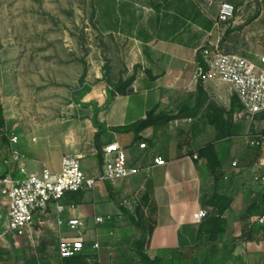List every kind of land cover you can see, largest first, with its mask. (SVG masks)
Returning a JSON list of instances; mask_svg holds the SVG:
<instances>
[{
    "label": "crops",
    "instance_id": "0c3cea01",
    "mask_svg": "<svg viewBox=\"0 0 264 264\" xmlns=\"http://www.w3.org/2000/svg\"><path fill=\"white\" fill-rule=\"evenodd\" d=\"M164 43L160 52L153 48L144 57L139 71L128 65V76L122 80L134 77L132 92L119 93L114 84L120 80L114 84L100 80L93 89L85 82L80 89L79 118L59 124L57 132L44 128L41 142L35 132L43 125L32 131L12 128L4 114L0 176L23 177L11 159L12 134L19 136L15 147L26 155L31 173L48 166L45 157L56 138L63 140L59 146L62 159L66 154H79L87 175L102 171L95 151L112 142L126 150L131 165L144 168L157 157L167 163L153 167L149 174L141 171L115 181L98 179L91 189L68 193L62 202L66 206L63 213L57 211L56 202L50 203L35 214L24 235L7 229L6 198L0 195V264L75 263L61 257L60 245L65 239L76 238L84 240V264H140L139 241L145 242V253L151 259L162 249L192 252L197 257L203 249L208 264L214 259L221 261L219 264H264L262 231L251 226L255 217L247 213L252 202L264 196V184L254 178L264 176V144H247L246 127L239 134L244 122L239 116V99L228 84L199 74L201 55L174 42ZM134 95L141 96L138 102ZM151 111L154 121L145 128L118 129L145 119ZM239 138L245 145L240 151L234 148ZM141 143L146 146L140 147ZM209 144L214 146L211 158L204 152ZM219 160L214 169L212 164ZM214 192L230 204L223 215L225 232L214 242L198 240L202 221L197 215L211 208L205 204ZM72 217L84 220V226L71 229L68 220ZM98 217L104 221L98 222ZM239 237L244 239L234 251L223 246ZM219 247L221 252L211 250Z\"/></svg>",
    "mask_w": 264,
    "mask_h": 264
},
{
    "label": "rangeland",
    "instance_id": "374dc122",
    "mask_svg": "<svg viewBox=\"0 0 264 264\" xmlns=\"http://www.w3.org/2000/svg\"><path fill=\"white\" fill-rule=\"evenodd\" d=\"M222 1L0 0L3 114L12 128L32 131L43 125L35 132L41 142L44 128L57 132L59 124L79 118L85 68L88 89L100 80L114 84L128 76V65L135 72L142 69L144 57L153 48L160 52L164 42L177 43L197 56L210 41L219 42L222 50L264 67V0H228L236 10L217 22ZM140 98L133 97L137 102ZM243 121L239 134L245 127L247 135L264 134V116ZM0 133L4 134V126ZM54 142L45 158L51 169L60 170L63 140ZM243 142L239 138L234 148L242 150ZM242 239L233 238L223 246L234 251ZM211 250L221 252L222 247ZM198 258L207 262L203 249ZM165 264H170L169 259Z\"/></svg>",
    "mask_w": 264,
    "mask_h": 264
},
{
    "label": "built area",
    "instance_id": "2783aa9c",
    "mask_svg": "<svg viewBox=\"0 0 264 264\" xmlns=\"http://www.w3.org/2000/svg\"><path fill=\"white\" fill-rule=\"evenodd\" d=\"M235 10L236 6L232 2L222 1L217 22L232 17ZM200 55L202 60L198 66L199 74L208 78L215 77L232 88L241 104L240 118H254L264 113V67L245 56L222 50L219 42L210 41L200 50ZM255 135L246 136L247 144L262 146L264 134L259 132ZM18 140L17 134L10 136L9 151L12 161L17 163L23 177L0 176V195L6 198L3 204L7 206L6 226L17 235H24L32 225L35 214L46 209L52 202H56L57 211L63 213L66 206L62 202L70 192L91 189L98 179L115 181L132 177L141 171L149 174L153 167L167 163L164 158L157 157L152 164L144 168L131 165L126 150L118 142H112L103 146V169L97 174L85 173L79 154L64 155L61 170L58 172L44 165L40 172L31 173L25 163L26 155L15 147ZM145 146L146 143L140 144L142 148ZM95 153L98 154V151ZM193 157L197 159L199 155L194 154ZM254 178L264 184V176L256 175ZM208 212L207 209L200 210L198 219L202 221ZM97 221L103 222L104 218L98 217ZM259 223L264 226V214L259 217ZM84 224V220L79 217L68 220V225L73 230L82 228ZM95 247H99V243H96ZM83 250L84 240L81 238L65 239L60 245L62 258L79 255Z\"/></svg>",
    "mask_w": 264,
    "mask_h": 264
},
{
    "label": "trees",
    "instance_id": "16d2710c",
    "mask_svg": "<svg viewBox=\"0 0 264 264\" xmlns=\"http://www.w3.org/2000/svg\"><path fill=\"white\" fill-rule=\"evenodd\" d=\"M107 72V69L105 70ZM87 75V68H85L84 73L82 74V77L80 79L81 83H85V77ZM134 80V77L129 78L126 81L120 80L116 84H114L115 89L119 93H127L128 88L132 85V82ZM199 86L201 87V81ZM154 112L151 111L148 113L147 117L141 121H138L132 125L125 126L118 128L119 130H131V129H143L146 126L152 124L154 121ZM4 126V114L3 109L0 106V128H3ZM100 133L96 136H99ZM4 139V135H3ZM204 152L208 154L211 158V153L214 152V146L212 144H209L204 148ZM214 154V153H213ZM216 156V153H215ZM98 157L100 162L104 163L103 158V148L100 146L98 151ZM220 165V160L218 162H214L212 164V167L215 169V167ZM4 176V174L2 175ZM79 192V191H78ZM225 197L220 196L217 194V192H214V194L206 201V206L211 207L207 208V210L210 212V214L201 222L199 234H198V240L206 239L208 242H214L217 241L220 237L224 235L225 232V226H224V218L223 215L226 212V210L230 207L229 203H224ZM247 213L251 217H255L254 220L251 222V226L253 228H256L258 230L262 231V238H264V226L259 224V217L264 214V196L260 199H255L252 204L249 206ZM145 242L139 241L138 242V255L140 257V264H165L166 261H164V258L166 256H169L170 264H186L187 261L190 262V264H208L207 262L203 263L199 260L197 256H195L192 252H181L180 250L175 249H162L159 250L158 256H156L154 259H151L144 250ZM82 252L79 255L72 256L66 258V262H73L77 261L75 263H68V264H84L82 259ZM219 260L214 259L211 264H219ZM221 264V263H220Z\"/></svg>",
    "mask_w": 264,
    "mask_h": 264
},
{
    "label": "water",
    "instance_id": "95a60500",
    "mask_svg": "<svg viewBox=\"0 0 264 264\" xmlns=\"http://www.w3.org/2000/svg\"><path fill=\"white\" fill-rule=\"evenodd\" d=\"M132 91H134V88H133V87L128 88V92H132ZM209 214H210V212H208V214L206 215V217H207ZM206 217H205V218H206Z\"/></svg>",
    "mask_w": 264,
    "mask_h": 264
}]
</instances>
